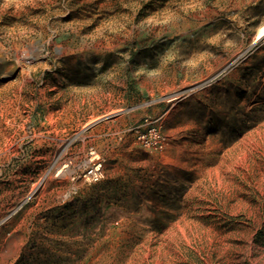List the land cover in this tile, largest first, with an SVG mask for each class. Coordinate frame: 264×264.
<instances>
[{
    "label": "rangeland",
    "instance_id": "374dc122",
    "mask_svg": "<svg viewBox=\"0 0 264 264\" xmlns=\"http://www.w3.org/2000/svg\"><path fill=\"white\" fill-rule=\"evenodd\" d=\"M263 28L264 0H0V264H264Z\"/></svg>",
    "mask_w": 264,
    "mask_h": 264
},
{
    "label": "built area",
    "instance_id": "2783aa9c",
    "mask_svg": "<svg viewBox=\"0 0 264 264\" xmlns=\"http://www.w3.org/2000/svg\"><path fill=\"white\" fill-rule=\"evenodd\" d=\"M146 135L140 136V140L146 142L148 146H155L156 148H163V145L160 141H156L155 143H151L149 141H145ZM85 178H87L91 182H99L104 178V172L102 170V164H95L88 172L85 174Z\"/></svg>",
    "mask_w": 264,
    "mask_h": 264
},
{
    "label": "bare ground",
    "instance_id": "6f19581e",
    "mask_svg": "<svg viewBox=\"0 0 264 264\" xmlns=\"http://www.w3.org/2000/svg\"><path fill=\"white\" fill-rule=\"evenodd\" d=\"M262 37H264V28L260 31V33H259L257 39H260V38H262Z\"/></svg>",
    "mask_w": 264,
    "mask_h": 264
}]
</instances>
